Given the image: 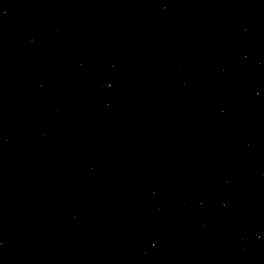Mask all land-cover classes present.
Here are the masks:
<instances>
[{
    "label": "water",
    "instance_id": "obj_1",
    "mask_svg": "<svg viewBox=\"0 0 264 264\" xmlns=\"http://www.w3.org/2000/svg\"><path fill=\"white\" fill-rule=\"evenodd\" d=\"M0 264H264V0H0Z\"/></svg>",
    "mask_w": 264,
    "mask_h": 264
}]
</instances>
